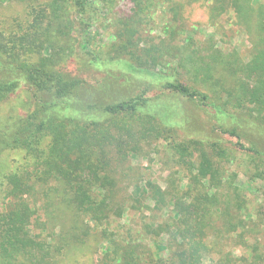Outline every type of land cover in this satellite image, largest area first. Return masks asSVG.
Listing matches in <instances>:
<instances>
[{
  "label": "rangeland",
  "instance_id": "374dc122",
  "mask_svg": "<svg viewBox=\"0 0 264 264\" xmlns=\"http://www.w3.org/2000/svg\"><path fill=\"white\" fill-rule=\"evenodd\" d=\"M233 1L93 0L95 63L75 0H0V78L16 79L0 100V221L24 203L33 214L14 231L20 239L0 237V264H264V131L254 119L235 130L211 106L240 114L226 94L238 64L262 47L255 13L240 21ZM213 53L230 65L196 63ZM34 67L82 83L44 110L51 94L24 76ZM167 82L204 93L208 104ZM135 100L137 109L107 111ZM42 120L34 149L6 147ZM85 130L91 141H76ZM74 161L83 177L95 167L100 179L70 182Z\"/></svg>",
  "mask_w": 264,
  "mask_h": 264
},
{
  "label": "trees",
  "instance_id": "16d2710c",
  "mask_svg": "<svg viewBox=\"0 0 264 264\" xmlns=\"http://www.w3.org/2000/svg\"><path fill=\"white\" fill-rule=\"evenodd\" d=\"M75 6L85 28L83 32L84 49L87 51L88 55L93 56L92 61L97 63L99 58L94 54L92 48V27L94 20L93 0H75ZM233 7L240 21H248L250 18H252V13H255L254 16H256L257 18V28L261 34L260 42L262 44V47L257 51L255 56H253V58L247 64H238L240 71L238 74V79L236 80V85L226 94V105L231 104L236 109L237 113L240 114L228 112L224 109L223 105L211 104V106L216 109L218 115H225L226 117L230 118L233 122V125H235V130L243 128V126L248 123H252L254 119V121H257L256 123L264 131V5H261L258 8H254L251 5L250 0H235L233 1ZM225 62L230 65L226 57H222V53H213L209 55L208 61H196L197 64L200 63L201 65H204L205 68L209 71L219 70V67L224 66ZM214 63L217 64L213 66ZM131 69H134V71L137 70V68L135 67H132ZM7 76L11 77L0 78V100L13 93L16 89V79L15 77H12L13 74H9ZM24 76L26 77V81H28L35 87L37 93L51 94V101L46 102L45 100H41V109L44 110H48L57 102H66L80 88V85L82 83L80 80L67 79L61 74L49 73L48 71L38 67L26 70ZM165 85L168 89L178 92L192 100H196L203 105L208 104V97L204 93L196 89H192L180 82H167ZM138 106L139 104L136 100L121 102L107 107V111L109 113H119L128 111L130 109H137ZM39 113L41 112L39 111ZM58 125L59 123L55 124L56 127ZM45 127L46 120H42L38 124L32 122L30 123L29 127H25L23 131H21V134L23 135H20L19 132L13 141L6 139L4 140V144L6 145V147L12 148H27L30 150L32 148L34 149L36 144L34 139L37 135L43 132V129ZM85 131L86 132H83V136L76 139V141L80 139H87V141H91L92 131ZM57 132H59L58 137L61 138L63 144L66 146L69 140L65 135V126L63 124L59 125ZM231 134L235 136L238 135L236 131L231 132ZM77 164L78 162L74 161V163L70 165L71 168H69L65 172L70 182L74 181L81 183L83 180H91V178H93L94 176H96L97 179H100V175L96 171L95 167L93 168L94 171L92 172V174H86L83 177V173H78L80 171V168L79 166H77ZM44 192L45 194H47V190H45ZM152 193V198L155 205L157 207H165L167 203L163 195V191L153 185ZM79 204L85 209L93 208V202L84 195L82 198L81 195L79 196ZM22 206V209L18 208L13 211L7 212V214L4 215L3 219L0 221V237H3V235H5L6 240L4 241L7 244L8 241L11 243L12 240L14 241L20 239L19 237L13 239L12 236L14 234V231H18L19 228H24L31 221L30 219L33 215L31 208L25 203L22 204ZM2 221L3 223H1ZM10 221L12 222V224H10L6 228L4 224ZM29 241L30 235L25 234L23 243L28 244ZM19 242L20 240H18L14 244V246L19 244ZM126 261L129 263L131 262V260Z\"/></svg>",
  "mask_w": 264,
  "mask_h": 264
}]
</instances>
